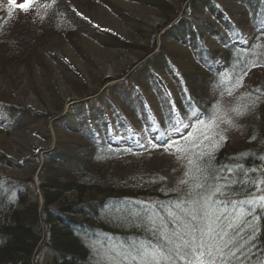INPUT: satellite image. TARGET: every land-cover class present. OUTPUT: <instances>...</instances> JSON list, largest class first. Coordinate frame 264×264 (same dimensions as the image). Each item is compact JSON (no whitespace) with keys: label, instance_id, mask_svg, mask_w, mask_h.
Returning <instances> with one entry per match:
<instances>
[{"label":"trees","instance_id":"obj_1","mask_svg":"<svg viewBox=\"0 0 264 264\" xmlns=\"http://www.w3.org/2000/svg\"><path fill=\"white\" fill-rule=\"evenodd\" d=\"M134 1L157 8L162 22L139 59L147 58L146 68L138 74L137 83L133 82L129 98L122 92L114 98L126 118L130 137L118 139L107 134L108 124L113 125L115 135L119 128L112 104L109 108L113 115L106 125H94L97 119L83 117L77 118L78 125H71L69 117L61 115L65 101L53 85H49L53 113L0 101V110L10 106L7 121L0 122V131L10 133L42 125L41 133L51 141V124L55 132L64 130L73 138L66 141L56 135L57 141L41 165L39 156L33 155L36 168L40 165L36 171L39 185L34 171L24 179L0 175V264H99L98 246L108 238L130 248L149 241L155 245L157 237L148 230L151 225L141 224L139 217L150 216L157 226L167 225L171 230L169 212L175 215V205L186 200L187 192L197 183L205 181L226 193L218 200L249 201L237 211L241 218L251 219L246 211L251 207L252 215L260 217L253 221L260 229L255 244L264 249V207L252 203L264 195V0H179L177 9L168 0ZM219 1L240 5L251 17L242 23L228 17L226 25L216 16L222 8ZM11 4L7 15L0 7V74L15 64L32 72L33 61L40 58L39 52L46 51L50 39L62 34L70 38L81 26L77 22H85L64 0H33L28 11ZM205 8L208 19H198ZM16 10L27 12L30 24L14 27L10 16ZM247 24L253 31H243ZM168 26L175 35L169 33ZM96 35L106 38L104 45L131 48L130 42L116 35ZM158 35L162 44L156 51ZM172 36L179 43L187 42L189 57L197 66L188 80L182 78L183 90L175 94L172 89L167 92L155 74L156 70L174 74L164 55V43ZM144 73H148L146 81L139 79ZM112 81L107 78L102 86ZM137 89H150L158 101L146 104L138 98ZM77 92L80 98L88 96V92ZM224 100L228 102L226 112L234 107L238 122L210 136L211 143L204 139L200 147H194L208 132ZM197 116L198 120L194 119ZM234 129L243 139L241 148L234 146L239 144L233 142L238 134ZM172 141L175 145L169 147ZM171 152L195 161V165H188L187 176L177 182L168 181L164 171L147 167L150 155ZM9 166L19 167V163L0 147V168ZM212 174L219 179L213 181ZM219 211L231 216L233 208ZM209 212L216 214V208ZM167 234L171 236L170 231ZM161 264L169 262L162 260ZM176 264L183 262L177 259ZM251 264L258 262L253 260Z\"/></svg>","mask_w":264,"mask_h":264},{"label":"rangeland","instance_id":"obj_2","mask_svg":"<svg viewBox=\"0 0 264 264\" xmlns=\"http://www.w3.org/2000/svg\"><path fill=\"white\" fill-rule=\"evenodd\" d=\"M178 1L168 0L175 9L179 8ZM64 2L85 20L86 25H84L85 22L78 21L77 25L81 26L77 33L70 38L62 34V36H55L50 39L45 48L46 51L37 54L39 59H33L34 70L32 72L28 71L24 65L15 64L6 73H1L0 101H4L10 106H13L11 104L23 103L35 110L53 113L54 103H52L53 98L49 90V85L50 88L53 85L65 101L61 115L68 116L67 121L69 120L71 125H78L77 118L82 119L83 117L86 120L97 119L98 122H93L94 125L98 123L104 126L110 121L114 111L116 115L118 113L119 128L116 130L117 135H115L113 125L110 124H108L107 134L114 137L118 136V139L128 138L130 135L125 129L126 118L121 114L120 107L114 98L119 97L117 94L120 95L121 92L129 98L130 93L128 91L131 90L133 82L137 83L138 74L146 68L144 61L147 58L143 61H139V59L144 56L146 47L151 45L157 26L162 22L161 14L157 8L144 6L134 0H64ZM10 3L21 8L20 6L28 3V0H0V7L5 9L6 15L8 9L10 10ZM219 4L229 12L230 16L228 14L225 16L222 8H220L216 13V16L220 17L226 25L229 23L228 17L240 23L251 17L250 13L240 5L225 1H219ZM31 7L30 4L28 9ZM203 11L205 13L199 15L198 19L206 20L208 19L206 8ZM28 17L27 12L16 10L11 12L10 20L14 27H18L30 24ZM190 19L193 20L194 18ZM168 29L170 34L175 35L171 26H168ZM242 29L244 32L253 31L249 24ZM98 32L116 35L121 40L130 42L131 48L123 49L118 48L117 45H104L102 43L106 38L98 37L96 35ZM158 41L156 51L162 44L160 35H158ZM164 45V55L168 58V64L172 65L173 68H169L174 71V74L159 70H156L155 74L162 87L167 92L172 89L175 94L183 90L182 84L180 85L182 78L188 80L197 66L189 57L187 42L179 43L172 36L167 39ZM214 46L216 49V45ZM147 75L148 73H144L139 79L146 81ZM261 75L264 77V72H261ZM107 78L113 79V81L102 86L103 81ZM149 90L137 89L136 92L138 98L145 100L146 104L149 102L153 104V100L158 101V98L152 95ZM77 91L88 92V96L80 98ZM159 101H162L161 98ZM227 103L224 100L221 105H218L219 112L208 129L206 128L208 132L205 133V136L210 137L222 133L226 129H231L230 123L238 122V116L233 110L234 107L233 109L229 108L230 113L226 112ZM111 104L113 111L109 108ZM147 106L150 109L149 104ZM8 107L0 110V122L2 123L7 121ZM114 118L116 121L117 116ZM113 123L115 124V122ZM49 128L52 135L51 141L44 138L42 125H33L25 130L10 133L0 131V147L6 150L14 161L19 163V167L0 168V175L7 174L24 179L34 171V180L39 185L40 181L36 178V171L43 163L46 152L56 143V135L63 136L66 141L73 140L70 132L61 130L57 133L51 124ZM234 131L238 134H236V139L233 138V142L236 140L239 144L234 143L235 145H233L241 148L244 146L241 134L236 129ZM107 134L105 132V135ZM203 140L204 138L197 145H202ZM33 155H38L40 158V165L37 168L32 160ZM148 160L147 167L164 171L168 181L177 182L187 176L188 158L183 160L171 152L162 155H150ZM101 245L99 244V249L96 252L97 263L127 264V261L122 259V255L130 251V247L111 238H108V241Z\"/></svg>","mask_w":264,"mask_h":264},{"label":"snow or ice","instance_id":"obj_3","mask_svg":"<svg viewBox=\"0 0 264 264\" xmlns=\"http://www.w3.org/2000/svg\"><path fill=\"white\" fill-rule=\"evenodd\" d=\"M33 0L20 7L27 10ZM198 120V116L194 117ZM204 139L211 143L212 137L205 136ZM223 140L224 137H219ZM167 144L168 142L165 141ZM175 141L168 144L173 147ZM213 148L216 144H211ZM200 147V145H194ZM179 151V149H177ZM206 154V153H205ZM190 165H195V161L189 160ZM242 167V166H241ZM196 171H202L196 168ZM229 173L232 169H227ZM213 181L219 179L212 174ZM227 179V177H225ZM187 184V181H181ZM264 183V182H261ZM221 187L215 184H208L206 181L197 183L194 189L187 192V199L179 201L175 208L178 212L174 215L171 211L169 216L172 219L173 228L170 230L167 225L157 226L152 217L140 216L141 224L148 226V230L157 237L155 245L151 241L147 245L139 247L133 245L130 251L122 255V259L127 264H161L167 261L169 264H176L180 260L183 264H251L257 260L258 264H264V249L256 246L257 233L259 227L253 223L258 221V215H252V208L247 209L251 219L241 218L237 209L242 204L249 201H233L230 199L218 200V196H225ZM252 203L256 207H264V195L258 197V201ZM188 207L185 208L184 205ZM231 206L233 213L231 216L225 211L220 212V208ZM216 208V214H210L209 210ZM183 229H187L184 231ZM171 232V236L167 233ZM159 253V255H157ZM167 253V254H165ZM175 257V259L173 258Z\"/></svg>","mask_w":264,"mask_h":264}]
</instances>
